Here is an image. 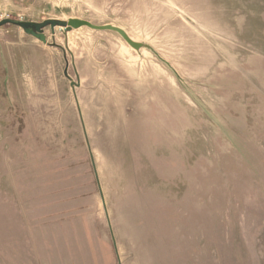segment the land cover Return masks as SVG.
<instances>
[{"label": "rangeland", "instance_id": "obj_1", "mask_svg": "<svg viewBox=\"0 0 264 264\" xmlns=\"http://www.w3.org/2000/svg\"><path fill=\"white\" fill-rule=\"evenodd\" d=\"M0 264H264V0H0Z\"/></svg>", "mask_w": 264, "mask_h": 264}, {"label": "water", "instance_id": "obj_2", "mask_svg": "<svg viewBox=\"0 0 264 264\" xmlns=\"http://www.w3.org/2000/svg\"><path fill=\"white\" fill-rule=\"evenodd\" d=\"M8 24H14L17 27H19L23 33L27 36H30L37 41L41 42L42 44H46V36L44 34V30L46 28H49L51 31H53L55 28L62 29L65 32H70L71 30H77L83 27L89 28L91 30L95 31H111L117 33L132 49L138 50L140 48V44L133 42L127 34L116 27L110 26V25H104V26H95L91 23L79 19H70L68 21H59V20H45L41 23H34V22H11L7 19L0 21V28L8 25Z\"/></svg>", "mask_w": 264, "mask_h": 264}]
</instances>
